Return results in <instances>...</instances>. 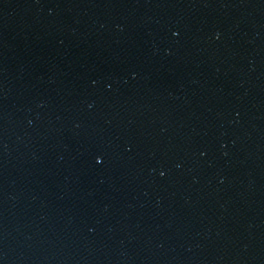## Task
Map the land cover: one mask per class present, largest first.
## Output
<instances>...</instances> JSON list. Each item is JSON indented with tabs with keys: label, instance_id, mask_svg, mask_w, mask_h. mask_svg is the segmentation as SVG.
Segmentation results:
<instances>
[{
	"label": "water",
	"instance_id": "obj_1",
	"mask_svg": "<svg viewBox=\"0 0 264 264\" xmlns=\"http://www.w3.org/2000/svg\"><path fill=\"white\" fill-rule=\"evenodd\" d=\"M0 264H264V0H0Z\"/></svg>",
	"mask_w": 264,
	"mask_h": 264
}]
</instances>
